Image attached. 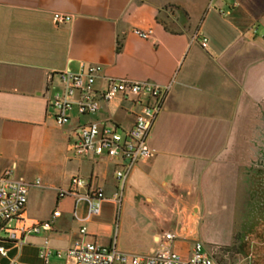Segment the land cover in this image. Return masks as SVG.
<instances>
[{"label": "crops", "instance_id": "obj_1", "mask_svg": "<svg viewBox=\"0 0 264 264\" xmlns=\"http://www.w3.org/2000/svg\"><path fill=\"white\" fill-rule=\"evenodd\" d=\"M53 11L73 18L55 24ZM133 28L152 32L145 39ZM80 61L102 64L107 76L171 82L149 139L156 153L130 172L120 216L106 200L85 222L72 217L73 196L59 197L57 189L79 175L110 196L118 160L76 154L74 129L85 117L72 109L59 125L48 104V83L58 84L51 71L76 69ZM96 117L126 130L134 121L131 101L117 96ZM248 119H264V0H0V174L11 169L14 177L44 183L30 187L22 219L11 223L24 228L23 244L5 240L0 264H49L39 256L43 238L66 248L82 223L85 240L115 241L123 251L167 245L187 258L201 240L217 249L221 264L234 263L231 246L259 217L264 143L250 136ZM54 210L60 215L52 217ZM77 211L85 215L83 201ZM45 219L50 228L31 230ZM50 258L64 264V256Z\"/></svg>", "mask_w": 264, "mask_h": 264}, {"label": "built area", "instance_id": "obj_2", "mask_svg": "<svg viewBox=\"0 0 264 264\" xmlns=\"http://www.w3.org/2000/svg\"><path fill=\"white\" fill-rule=\"evenodd\" d=\"M55 24L70 22L73 15L61 11L52 12ZM133 32L141 38H148L151 29L133 28ZM208 38L201 37V46L207 45ZM56 76L58 84L48 83L51 94L48 104L53 108L54 117L59 125L69 121L72 109L83 115L85 120L75 127L76 139L72 149L78 155L91 152L95 155L106 154L118 160L115 176L116 189L108 196L102 187H88L86 178L73 175L68 188L57 189L59 197L71 195L74 198L72 217L85 222L101 212L102 203L110 200L114 203L116 215L119 213L123 190L130 172L135 165L144 159L152 157L156 149L149 143L153 126L163 109V104L169 93L171 82L159 84L150 80H133L127 77L107 76L103 73L100 63L79 62L76 69L52 70L50 77ZM106 79V85L102 80ZM52 80V79H51ZM121 96L129 99L134 111V121L131 127L121 130L110 117L97 118L102 103ZM39 180L27 181L14 177L11 169L0 174V255L7 256L8 250L3 244L5 240H14L23 244V227L11 223L22 219L31 186L39 185ZM84 188L83 190H80ZM80 201L85 203V215L78 214ZM60 215L59 210L52 212V217ZM51 220L45 219L32 224L31 230L39 232L48 229ZM87 231L85 223L78 229L79 238L66 248L53 249L47 237L39 246V256L47 262L54 252L64 256V264H221L215 257V248H206L201 240H196L191 254L182 258L176 251L165 245L151 253H137L120 250L115 241L101 244L83 238ZM166 238L173 237L166 233ZM8 264H19L10 259ZM234 264V263H228Z\"/></svg>", "mask_w": 264, "mask_h": 264}, {"label": "rangeland", "instance_id": "obj_3", "mask_svg": "<svg viewBox=\"0 0 264 264\" xmlns=\"http://www.w3.org/2000/svg\"><path fill=\"white\" fill-rule=\"evenodd\" d=\"M255 124L259 125L258 128L255 129ZM248 129L250 136L256 135L260 140H264V119H248ZM264 156V154H262ZM260 178V177H259ZM39 180V186L43 185V181L36 177L34 180ZM257 183V182H256ZM44 186V185H43ZM258 191V192H257ZM264 191V185L261 181H258L257 184V190L256 192H263ZM130 193V189H126L125 191V200L122 205V208L128 205V196ZM263 196V195H262ZM130 197V196H129ZM256 206V205H255ZM259 207L262 206V201L260 200ZM243 205H240V208L242 209ZM122 211V210H121ZM121 211L119 210L118 217L121 214ZM118 221V218H117ZM256 224L255 226L249 228L247 232L245 233L244 239L239 243V246L236 248L238 249L239 253L236 251V249L232 247L233 256L232 261L234 264L239 263V259L245 258L244 264H264V237L261 234V228L263 227V221L258 217V219L254 222ZM117 227V224H116ZM237 254V255H236ZM49 264H61L60 260H57L56 258H50Z\"/></svg>", "mask_w": 264, "mask_h": 264}, {"label": "flooded vegetation", "instance_id": "obj_4", "mask_svg": "<svg viewBox=\"0 0 264 264\" xmlns=\"http://www.w3.org/2000/svg\"><path fill=\"white\" fill-rule=\"evenodd\" d=\"M263 154H264V150H263ZM259 161H260V166H261V174H260L259 181H261L264 185V156L263 155L260 156ZM258 198L259 200L262 201V206L258 207V212H259L258 215H259V218L262 219L263 221V227L261 228V234L264 237V191L258 193ZM263 244H264V241H263Z\"/></svg>", "mask_w": 264, "mask_h": 264}]
</instances>
